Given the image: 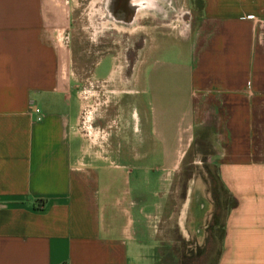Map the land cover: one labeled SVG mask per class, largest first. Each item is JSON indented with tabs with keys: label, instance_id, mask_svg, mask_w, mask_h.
<instances>
[{
	"label": "crops",
	"instance_id": "0c3cea01",
	"mask_svg": "<svg viewBox=\"0 0 264 264\" xmlns=\"http://www.w3.org/2000/svg\"><path fill=\"white\" fill-rule=\"evenodd\" d=\"M197 1L171 42L181 65L158 61L170 35L141 24L158 14L121 16L140 43L96 54L87 104L107 135L90 143L76 128V3L0 0V264H181L167 250L203 244L208 171L226 199L214 264H264V0Z\"/></svg>",
	"mask_w": 264,
	"mask_h": 264
},
{
	"label": "rangeland",
	"instance_id": "374dc122",
	"mask_svg": "<svg viewBox=\"0 0 264 264\" xmlns=\"http://www.w3.org/2000/svg\"><path fill=\"white\" fill-rule=\"evenodd\" d=\"M92 0H74V3H76L75 7L73 6V12H72V23L70 25L69 33L70 34V51H71V69L73 72V77L75 78L76 91L79 96V100L81 102V109L80 114L78 117L76 128L83 137L84 140L86 139V135L84 132L91 129L96 121L95 118H93V111H91L90 107L87 103H89V99H91V92L88 94L87 91L91 89L89 87V82L91 79L89 72L92 67V63L96 59V54L101 52L102 49L98 48V44L95 43L94 49L95 51L92 52V36L90 35V29H89V15L88 11L90 10L89 6H91ZM160 4H158L160 11H165L166 14L162 18L158 15L157 18H151L152 22L149 18H146L145 20L141 21V24L148 27L149 31L152 32L150 29V26L157 27L156 29L157 34H160V32L164 33V35H170L168 37V41H164L166 46L168 47V51L166 52H160L158 61H166V62H175V64L181 65L182 63H185L182 61L180 57L177 59H170L175 56V53L177 51L171 48V42L175 43L177 41V38H181L184 35H186L189 31H191L195 26V19L198 15V9H199V3L197 0H157ZM102 4L98 3L95 4V6L99 7V14H105L109 18V10L106 7L105 3V9L103 12L100 10L102 7H100ZM109 22L102 24L105 28L103 29L104 32L99 33V29H95V40L96 42L98 40L105 41L107 45H109L110 40H114L113 38H116L117 41H119V47L130 49L133 48L132 41L137 42V40L140 43L139 38H136L133 40L131 37L134 34V31L137 29V26H135L136 29L133 31H130L131 28H128V24L124 23H116L118 26L115 29L108 28V27H115L111 19H108ZM134 26V24H130V27ZM133 28V27H132ZM160 31V32H159ZM94 40V41H95ZM115 41V40H114ZM107 47V46H106ZM171 49V50H170ZM180 49V48H179ZM113 51V50H112ZM108 69V63L106 61H103L98 68L96 69V76L101 77V75H105L106 71ZM168 79H170V76H166ZM174 84L175 86H180L181 83V75L175 74L174 75ZM93 89V88H92ZM97 89V88H94ZM89 97V98H88ZM148 98L149 95H144V107L146 106L147 110H149L148 106ZM132 99V98H131ZM102 97H99V101L95 100V103H98V109L100 112L103 110H106L107 108L102 105ZM183 103H178V107H182ZM177 107L175 106V110ZM97 109V110H98ZM101 118H98V124L101 123ZM100 127H103L100 125ZM99 127V129H101ZM104 130V127L102 128ZM105 131V130H104ZM205 134L202 132L199 133V144L195 151L197 153H211L208 149V145L206 143H203L200 141V137L203 136L207 140V138L210 137L209 130ZM207 134V135H206ZM201 135V136H200ZM105 138V137H104ZM103 139L98 138L99 142H102ZM196 136L193 139L192 146H194V143L196 141ZM193 148H190V152H192ZM198 159V158H197ZM196 161V160H195ZM195 166H200V162L197 160L195 162ZM207 189L209 190V193L211 195V198L213 200V207L211 215L216 217L217 221L214 223L212 220H210L209 224L206 226V234L204 239L201 241L203 242L200 246H195L194 251L193 249L187 248L188 251H185V248L183 246H180V244H176L175 246H172L171 249L167 250V256H170V260H172L174 255V260L179 261L183 264H214L215 259L217 257V253L219 250V240L221 236V227L218 222V212L220 209H222L226 204L225 194L222 190L220 184L216 181L215 175L212 172H207ZM193 185L194 189L198 185L197 183L191 184ZM214 214V215H213ZM211 218L213 219V217ZM215 219V220H216ZM193 248V247H192ZM172 257V258H171Z\"/></svg>",
	"mask_w": 264,
	"mask_h": 264
},
{
	"label": "flooded vegetation",
	"instance_id": "af4514ba",
	"mask_svg": "<svg viewBox=\"0 0 264 264\" xmlns=\"http://www.w3.org/2000/svg\"><path fill=\"white\" fill-rule=\"evenodd\" d=\"M128 7L126 8H116L113 4V0H92L91 2V6H89L90 10L88 11V15H89V29H90V35L91 36H95V29H99V33L104 32V26H102V24H105L108 21V19L110 18L111 21L116 24L119 22V20H121V16H123L124 13H127V17L128 15L130 16V19H133L134 16H140L143 15L145 12H151V13H155L160 15L161 17H164V15L166 14L165 11H160L158 4H160L159 2H157V0H124ZM102 4L100 7H102V9L100 10L101 12L104 11V9L107 7L109 10V18L105 15V14H99V7L95 6V4ZM106 7H105V5ZM93 4V5H92ZM154 4H157V6H153ZM93 6V9H92ZM131 9H130V7ZM97 11H96V10ZM123 10V11H122ZM113 14L116 16V18L113 16ZM120 17V18H119ZM113 19H116L115 21H113ZM130 24V23H129ZM108 28H112L115 29L114 27H108ZM133 29V28H131ZM98 44V48H101L102 50L108 49L110 51H112L113 49H115V45L116 43L119 44V41L114 42V40H110L109 45H107V43H105V41L102 40H98L96 42V40L94 41V43L92 42V48H95L94 45ZM134 43V42H132ZM136 43L133 44V46ZM107 46V47H106ZM214 203V202H213ZM212 220V218H211Z\"/></svg>",
	"mask_w": 264,
	"mask_h": 264
},
{
	"label": "built area",
	"instance_id": "2783aa9c",
	"mask_svg": "<svg viewBox=\"0 0 264 264\" xmlns=\"http://www.w3.org/2000/svg\"><path fill=\"white\" fill-rule=\"evenodd\" d=\"M38 110L35 109V112H37ZM37 120H39V117L36 118ZM86 135V139L90 142H99L98 138L103 139L104 137H106L107 133L106 131H104L102 128L99 129L98 127L96 128H91L88 131L84 132Z\"/></svg>",
	"mask_w": 264,
	"mask_h": 264
},
{
	"label": "bare ground",
	"instance_id": "6f19581e",
	"mask_svg": "<svg viewBox=\"0 0 264 264\" xmlns=\"http://www.w3.org/2000/svg\"><path fill=\"white\" fill-rule=\"evenodd\" d=\"M128 1V0H127ZM125 1L124 0H113V4H114V6L116 7V8H127L128 7V5L126 4V3H124ZM153 6H157V4H154ZM130 7V6H129ZM130 9H131V7H130ZM96 10V9H95ZM97 11V10H96ZM114 24V23H113ZM116 27H118L116 24H114ZM116 27H114V28H116Z\"/></svg>",
	"mask_w": 264,
	"mask_h": 264
},
{
	"label": "trees",
	"instance_id": "16d2710c",
	"mask_svg": "<svg viewBox=\"0 0 264 264\" xmlns=\"http://www.w3.org/2000/svg\"><path fill=\"white\" fill-rule=\"evenodd\" d=\"M214 215V214H213ZM213 217V219H212V221L214 222V223H216V221H217V219H216V217L214 218V216H212ZM216 219V220H215ZM181 264H183V263H181Z\"/></svg>",
	"mask_w": 264,
	"mask_h": 264
}]
</instances>
